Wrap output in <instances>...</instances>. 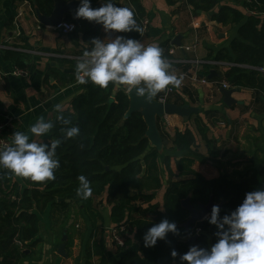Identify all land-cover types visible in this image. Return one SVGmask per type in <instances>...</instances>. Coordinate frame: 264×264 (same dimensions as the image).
Returning <instances> with one entry per match:
<instances>
[{
  "label": "trees",
  "instance_id": "trees-1",
  "mask_svg": "<svg viewBox=\"0 0 264 264\" xmlns=\"http://www.w3.org/2000/svg\"><path fill=\"white\" fill-rule=\"evenodd\" d=\"M24 1L31 5L32 10L36 7L43 15H49L53 6V0H12L13 4ZM165 1L172 5L178 0ZM127 2V8L133 10L137 24L141 26V19L146 16V12L140 0ZM184 2L193 14L204 12L209 20L229 27L230 31H236L227 47L216 51L208 49L204 59L218 61L220 64L203 62L198 74L205 77L212 67H221V77H213L212 80H223L230 88L252 90V102L264 110V73L257 70L264 66V0ZM101 3L102 0H92V7H99ZM76 9L67 13L64 21L75 25L72 34H79L91 49V40L100 36V25L75 18ZM255 9L257 12H250ZM116 34L136 40L132 31ZM172 45L170 39L158 44L163 49L165 60L172 57L168 53ZM86 50L87 47L84 52ZM5 58L14 61L20 68L26 66L27 55L22 52L6 50ZM167 62L170 63V60ZM189 67L190 64L186 63L182 70L186 71ZM58 77L63 84L67 78L70 81L75 78L73 75L67 77V74L60 71ZM220 104L225 106L222 100ZM128 107L126 88L114 89L110 83L105 89L90 82L72 97L68 108L62 111L71 120V125L57 121L58 113L52 120L54 127L48 133L45 143L61 140L56 149L60 167L54 170L55 179L36 182L21 177L26 186L18 188L13 176L0 170V264H32L40 261L43 249V239L40 237L41 216L47 212L51 226L60 225V235L54 247L60 244L59 238L65 232V249L69 251L76 238L71 232L73 226L68 223L73 208L81 213L87 231L76 262L110 264L104 239L106 222L102 208L105 204L109 206L108 218L112 226L115 229L124 227L122 236L126 232L129 234L123 246H118L120 253L116 264H187L180 260L179 255L173 258L172 249L183 254L193 244L210 248L218 239V229L209 222L211 210L205 219L184 225L190 213L182 207L183 199L189 197V204L196 209L207 204L210 197L217 204L223 201L219 206V216L222 218L242 203L247 192L264 188V165L240 174L237 179L226 174L206 179L194 170L195 159L202 157V154L197 149L198 135L188 120L184 122L182 130H174L171 136L174 149L185 153L176 158V172H172L170 156L160 155L145 137L146 124L141 114L132 112L130 116L124 117ZM0 121H4L1 111ZM194 123L209 154L214 155L210 149L213 140L207 137L209 126L198 114ZM71 126H78L80 133L74 138H65L62 129ZM157 126L164 142L168 134L162 129L160 119H157ZM159 158L162 159L161 164ZM161 168L169 176L160 205L155 196L156 191L162 187ZM80 175L90 181L93 190L87 200L77 195ZM99 197H103L99 205L101 208L96 204ZM163 219L175 222L179 233L169 232L166 240L158 238L154 247H145L144 233ZM196 229L200 230L197 234Z\"/></svg>",
  "mask_w": 264,
  "mask_h": 264
},
{
  "label": "crops",
  "instance_id": "crops-1",
  "mask_svg": "<svg viewBox=\"0 0 264 264\" xmlns=\"http://www.w3.org/2000/svg\"><path fill=\"white\" fill-rule=\"evenodd\" d=\"M116 2L121 7L128 5L127 0H116ZM140 2L149 19V24L146 32L142 34L135 30L132 31L137 41L147 46L158 45L170 39L173 44V38L179 35L181 45L192 46L194 44L195 46L190 51L175 48L174 54H171L172 57L169 59L171 63H169V71L178 78L182 76L184 84L174 89L170 94L169 102L178 105L184 103L199 108L198 112L192 113L188 118L198 135L197 149L202 154V157H196L193 169L206 179L218 177L220 174L236 179L240 174L260 168L264 165V110L252 102L253 91L237 88L231 94L235 102L230 106L223 103L225 105L223 107L220 104L222 94L219 92L221 87L219 84L209 79L207 84L201 85L193 81L191 77L195 70H200L202 63L196 67L189 63V69L182 70V66L188 63L185 61L193 58L209 63V60L204 59L208 54V49L216 51L227 47L236 31H230L229 27L209 20L204 12L198 11V14H193L184 0H178L172 5L167 4L165 0H140ZM100 30L99 39L104 42H110L117 36L114 30L105 32L102 25H100ZM72 33L64 34L52 27L41 25L37 21L35 10H32L28 2L16 4H13L12 0H1L0 2V73L6 74H0V111L4 120L11 123V132L27 133L30 142L33 140L47 142L48 134L40 138L35 137L29 131L30 126L36 123L41 116L45 120H53L57 115L55 106L60 105L62 111L67 109L72 97L91 82L89 80L82 84L77 81L76 64L83 57L86 47L90 50V46L81 40L79 34ZM173 46L176 45L173 44ZM6 50L19 51L27 55L26 66L21 67L27 69V77L20 78L9 74L14 67L18 66L14 61L5 58ZM52 68L54 71H51ZM211 69L219 74L216 78L221 77V67ZM58 71L67 74V77L73 75L75 78L71 81L67 78V82L63 84L61 78L58 77ZM197 75L201 77L198 72ZM119 87L126 88V86ZM197 114L209 126L207 137L213 140L210 149L215 153L214 155L209 154L205 141L200 138L195 128L194 118ZM185 121L175 114L165 115L160 119L165 127L163 129L168 134L163 142L164 152L160 155L170 156V168L174 173L176 172V158L184 156L185 153L174 149L171 136L174 130H182ZM166 140L169 141L167 145H165ZM159 163H162L161 158H159ZM3 172H9L13 176L14 181L18 183V188L26 186L21 177L16 176L10 170ZM160 176L162 187L156 191L155 197L157 199V196H160L161 204L169 175L161 168ZM47 213L41 217H46V227L51 228L53 234L50 239L46 234L41 235V225L40 237L44 240L41 259L31 263L72 264L70 256H60L61 259H59L54 255L58 233L53 227L56 225L49 224ZM111 230L112 228L109 230L106 226L104 239L109 263L116 264L120 252L111 256L106 240L109 235L108 231L111 234ZM66 253L70 255L67 250Z\"/></svg>",
  "mask_w": 264,
  "mask_h": 264
},
{
  "label": "clouds",
  "instance_id": "clouds-1",
  "mask_svg": "<svg viewBox=\"0 0 264 264\" xmlns=\"http://www.w3.org/2000/svg\"><path fill=\"white\" fill-rule=\"evenodd\" d=\"M75 18L86 19L102 25L105 32L115 30L118 33L133 30L143 33L137 24L132 9L121 7L116 0H102L101 6L92 7V0H80ZM91 49L83 53L76 64L77 81L89 80L101 87L113 88L126 86L127 91L135 90L139 97L151 100L161 91L179 87L183 77H177L170 71V64L163 58V49L156 44L145 46L143 43L118 35L110 42L99 38L91 40ZM144 85V86H141ZM57 121L71 125V120L63 115L60 105L55 106ZM54 123L41 116L30 126V133L43 137L50 133ZM65 138L79 135L78 126L63 128ZM60 139L50 144L33 140L25 132L15 131L11 144L0 147V167L6 168L18 177L42 182L55 179L54 170L60 167L56 158V149ZM80 186L77 195L87 200L92 195L90 181L84 176L78 177ZM219 205H213L209 222L217 226V241L210 248L191 245L187 252L179 254L172 249L171 256L187 264H264V188L247 192L241 204L230 214L219 216ZM179 233L177 224L163 219L144 233L145 247H154L158 238L166 240V234Z\"/></svg>",
  "mask_w": 264,
  "mask_h": 264
},
{
  "label": "water",
  "instance_id": "water-1",
  "mask_svg": "<svg viewBox=\"0 0 264 264\" xmlns=\"http://www.w3.org/2000/svg\"><path fill=\"white\" fill-rule=\"evenodd\" d=\"M80 0H53L52 10L49 15H43L35 7V15L37 21L47 27H55L65 18V15L69 13L73 8L78 7ZM173 44L181 47L180 36L176 35L173 38ZM207 79H212L213 77H219V74L211 69L209 74L205 76ZM143 86V85H141ZM237 88H219V92L222 94V102L226 106H230L235 102L231 97V94L236 91ZM129 98V107L125 113V118L130 116L132 112H139L146 124L145 137L148 139V142L151 147H154L159 154L163 152V140L157 126V119L163 118L165 115L175 114L182 117L183 120H187L192 113L199 111V108L195 106H190L189 104H175L172 102L161 103L155 97L151 100H147L144 97H139L136 95L135 90L126 91ZM223 201L220 203H215L210 197L207 204L200 205L199 209L193 208L189 204V197L181 201L183 208L187 209L190 213L188 221L184 224L192 223L197 220L205 219L213 205L221 206ZM67 240V234L64 232L61 237V242L56 249V253L59 256L67 257L65 242Z\"/></svg>",
  "mask_w": 264,
  "mask_h": 264
},
{
  "label": "built area",
  "instance_id": "built-area-1",
  "mask_svg": "<svg viewBox=\"0 0 264 264\" xmlns=\"http://www.w3.org/2000/svg\"><path fill=\"white\" fill-rule=\"evenodd\" d=\"M246 1L250 2L251 0H246ZM250 12L255 13V12H257V9H255L254 11L252 10ZM263 13H264V11H263ZM148 24H149V19L147 18V16H144L141 19V26H142L143 32H146V30L148 28ZM53 28L58 30L59 32H62L64 34H68V33H71L75 30V25L71 22H67V21L63 20L62 22H60L58 25H56ZM194 47L195 46L190 47V46H184V45H181V47H178V46L172 45L169 48L168 53L174 54L175 48H177V49L180 48L181 50H184V51H190V49L194 48ZM166 61H169V60H166ZM185 62H188L195 67L197 65L203 63V61L200 60L199 58H193V59L187 60ZM209 63L219 64L220 62L210 61ZM257 70L264 72V66L258 67ZM197 72H198V70H195L194 75L191 76L193 81L199 82L201 85L207 84L209 82V79H207L206 77H203V76L199 77L197 75ZM0 74L6 75L3 73H0ZM9 74L16 76V77H20V78H25L28 76V71L25 68L14 67ZM212 82L219 84L223 88H229L228 83L225 81L213 80ZM183 85L184 84L181 82L179 87H182ZM174 89H176V88H173L170 85L167 89L161 91L155 98L161 103L169 102L170 94L174 91ZM11 128H12V125L9 123L8 120L0 121V147H3L4 145H7V144H11L12 138H13V133L11 132ZM0 170L1 171H7V169L3 168V167H0ZM123 231H124V227H121L120 229H114V230L112 229V233H111L112 241L119 247L123 246V244H124V240H123V237L121 235V232H123ZM199 231H200L199 229H196V234Z\"/></svg>",
  "mask_w": 264,
  "mask_h": 264
},
{
  "label": "rangeland",
  "instance_id": "rangeland-1",
  "mask_svg": "<svg viewBox=\"0 0 264 264\" xmlns=\"http://www.w3.org/2000/svg\"><path fill=\"white\" fill-rule=\"evenodd\" d=\"M234 1H236V2H239V0H234ZM194 45V44H193ZM192 45V46H193ZM192 46H190V47H192ZM188 120V119H187ZM264 121V120H263ZM188 123H189V125H191L192 126V123H191V121L190 120H188ZM160 125L162 126V129L163 128H165V127H163V123L162 122H160ZM193 127V126H192ZM194 128V127H193ZM165 130V129H164ZM198 141H199V138H198ZM168 140H166V144L165 145H167L168 144ZM166 148V147H165ZM164 152V151H163ZM163 154V153H162ZM237 179V178H236ZM102 198L103 197H99V198H97V200H96V204H97V206L99 207V208H101V206H99L100 205V201L102 200ZM156 200H158V203L160 204V196L158 195L157 196V199ZM161 205V204H160ZM102 211H103V214H104V217H105V222H106V226L108 227V229L110 230L111 228L113 229V227H112V225L110 226V221H109V218H108V212H109V206L107 205L106 206V204L103 206V208H102ZM73 215L71 216V218H70V220H69V224H71L72 226H73V229H71V232H72V234H73V236H75L76 238V240H75V242H74V244H73V246H72V248L69 250V253H70V255H68V257L70 256L71 258H72V264H78L77 262H76V259L78 258V256L80 255V252L82 251V248H83V244H84V241H85V239H86V236H87V231H86V225H85V222L83 221V217H82V215H81V213L80 212H78L77 211V209L76 208H73ZM46 217H41V225H42V232H41V235H47V238H51L52 237V234H53V230L50 228V229H47V227H46ZM50 224V223H49ZM54 227V229H55V232H57L58 233V237H59V235H60V225L58 224V225H56V226H53ZM109 232V235H108V237L106 238V240H107V243H108V245H109V249H108V251L110 252V254H111V256L113 255V254H116L117 252H119V247L118 246H116V244H114V242L112 241V238H111V234H110V231H108ZM111 232H112V230H111ZM56 234V233H55ZM54 234V235H55ZM82 235H84V237L82 236ZM129 234L126 232V234H124L122 237H123V240L126 238V236H128ZM58 237H57V240L56 241H58ZM61 237H62V235L60 236V238L59 239H61ZM56 241H55V243H56ZM43 247H44V240H43ZM56 250V248L54 247V251ZM54 255L57 257V258H59V259H61V257L59 256V255H57L56 253H54Z\"/></svg>",
  "mask_w": 264,
  "mask_h": 264
},
{
  "label": "flooded vegetation",
  "instance_id": "flooded-vegetation-1",
  "mask_svg": "<svg viewBox=\"0 0 264 264\" xmlns=\"http://www.w3.org/2000/svg\"><path fill=\"white\" fill-rule=\"evenodd\" d=\"M115 228L113 227V230H114Z\"/></svg>",
  "mask_w": 264,
  "mask_h": 264
}]
</instances>
